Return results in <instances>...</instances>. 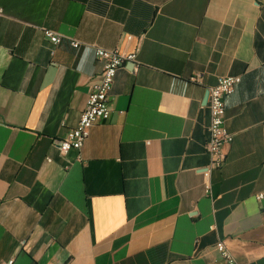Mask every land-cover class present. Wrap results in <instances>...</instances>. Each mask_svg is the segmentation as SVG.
<instances>
[{"label":"crops","instance_id":"1","mask_svg":"<svg viewBox=\"0 0 264 264\" xmlns=\"http://www.w3.org/2000/svg\"><path fill=\"white\" fill-rule=\"evenodd\" d=\"M0 5V263L226 264L224 240L264 264V0ZM96 47L141 65L118 70L110 118L62 155L101 77ZM224 75L241 76L225 97L234 140L208 196L205 97Z\"/></svg>","mask_w":264,"mask_h":264},{"label":"built area","instance_id":"2","mask_svg":"<svg viewBox=\"0 0 264 264\" xmlns=\"http://www.w3.org/2000/svg\"><path fill=\"white\" fill-rule=\"evenodd\" d=\"M4 14V8L0 5V16ZM44 34L48 40L57 45L63 40V35L48 28H44ZM70 43L78 49L81 42L70 38ZM95 54L104 61L100 80L89 93L85 108L81 113L78 124L67 130L65 137L59 146L62 155H67L71 150L80 151L90 135L91 128L99 121L108 120L113 111L111 91L114 86L118 70L126 63H134L133 71H137L141 65L137 51H123L119 48L104 49L96 47ZM201 74L192 76V82H200ZM241 81L239 75H224L218 78L217 83L209 90L210 125L209 137L206 142V152L209 162L203 169L204 192L212 196V173L221 169L226 162L224 146L230 145L234 140V134L226 125L225 97L232 94L236 85ZM81 158V156L79 155ZM258 201L264 200V190L256 194ZM214 226H212V229ZM198 241V240H196ZM197 243V242H196ZM219 257L226 264H239L232 250L224 240H219L215 245ZM15 258L10 257L0 264H14Z\"/></svg>","mask_w":264,"mask_h":264},{"label":"water","instance_id":"3","mask_svg":"<svg viewBox=\"0 0 264 264\" xmlns=\"http://www.w3.org/2000/svg\"><path fill=\"white\" fill-rule=\"evenodd\" d=\"M132 64H133V66H134V63H132ZM208 96H209V91H208L207 94H206L205 101L208 100Z\"/></svg>","mask_w":264,"mask_h":264}]
</instances>
